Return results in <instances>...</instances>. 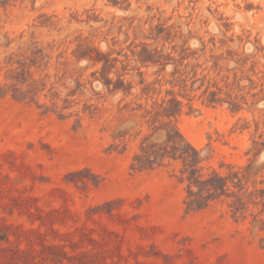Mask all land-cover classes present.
<instances>
[{
    "label": "rangeland",
    "instance_id": "rangeland-1",
    "mask_svg": "<svg viewBox=\"0 0 264 264\" xmlns=\"http://www.w3.org/2000/svg\"><path fill=\"white\" fill-rule=\"evenodd\" d=\"M0 264H264V0H0Z\"/></svg>",
    "mask_w": 264,
    "mask_h": 264
},
{
    "label": "trees",
    "instance_id": "trees-1",
    "mask_svg": "<svg viewBox=\"0 0 264 264\" xmlns=\"http://www.w3.org/2000/svg\"><path fill=\"white\" fill-rule=\"evenodd\" d=\"M143 53L145 54V51ZM147 53L152 55V56H150L151 58H146L147 56H144V54H142V52L138 53V57H139L140 62L142 64L147 63V62H151L153 64L156 63V60L153 59L154 52H147ZM118 81L122 82V80H118ZM116 89H118V88L113 83L112 90H116ZM214 95H215L214 91H210L209 92V97L206 99L208 104H215L217 101H219L218 98L215 97ZM171 102L173 104H175V109H177L179 111L181 102L179 100H177L175 97H173L171 99ZM177 110H171L168 106L167 107L165 106V107H163L162 112L164 113V115L169 116V115H172V114L176 113ZM182 140L183 139L181 138V141ZM167 142H170L171 146L174 148V151L176 153H178L177 157L182 158L183 160H187L190 163H192V165H190V170H193V172H192V174H190L188 176L190 182L195 180L199 187H200V185L203 186V187H207L208 179H200L199 176L196 174V165L199 162V159H198V156H197L198 155V151L195 148L190 147V150L193 153V155H191L188 151H186L184 149L183 146L179 145L175 141V139L171 138L170 136H168ZM140 149H141V153L137 154V158H141L142 156H144V157L150 159L151 156H153L154 157L153 159L155 160L157 158H163V157L169 155V154H167V152L158 151L160 149H156L154 144H148L146 146L141 144ZM210 188H213V187L211 186V187H209V189Z\"/></svg>",
    "mask_w": 264,
    "mask_h": 264
}]
</instances>
